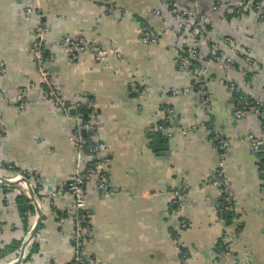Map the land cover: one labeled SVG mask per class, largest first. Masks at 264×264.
<instances>
[{
  "label": "crops",
  "instance_id": "1",
  "mask_svg": "<svg viewBox=\"0 0 264 264\" xmlns=\"http://www.w3.org/2000/svg\"><path fill=\"white\" fill-rule=\"evenodd\" d=\"M193 2L210 21L205 39L231 62L221 71L202 49L207 102L197 91L182 94L196 79L178 68L185 39L171 16H154L162 0H0V173L29 174L34 196L43 200L36 250L19 264L70 263L72 197L65 194L52 207L47 200L94 160L103 162L108 193L85 186L84 252L93 264H264V194L251 150V138L263 135L264 116L235 118L229 87L264 102V26L252 13H237L233 0L214 12L212 0ZM41 22L49 30L45 58L58 96L71 106L93 103L95 136L105 150L86 156L84 165L70 141L76 114L46 100L30 52ZM144 32L152 42L141 41ZM64 37L112 52L104 63L90 53L73 62L61 48ZM20 89L28 90L23 112L15 100ZM209 130L229 142L224 172L235 215L229 226L218 213L221 194L209 184L219 157ZM174 191H181L178 205ZM20 192L21 185H0V264L19 257L37 219L36 211L34 217L20 212Z\"/></svg>",
  "mask_w": 264,
  "mask_h": 264
},
{
  "label": "built area",
  "instance_id": "2",
  "mask_svg": "<svg viewBox=\"0 0 264 264\" xmlns=\"http://www.w3.org/2000/svg\"><path fill=\"white\" fill-rule=\"evenodd\" d=\"M223 1L225 0H212L211 10L213 12L218 10ZM191 2H188L190 6L186 5L185 7H182L179 4L178 0H162L161 7L154 13V16L159 20L164 18L167 14L170 15L175 26L174 32L178 37L185 39V48L183 49L184 56L179 60L178 68L182 72H189L192 77L196 79V81L190 87L184 89L182 94L186 96L193 91H197L201 94L203 101L207 102L208 97L206 93L205 83L201 80L205 73V70L202 68L200 58L202 49L207 50L208 62L213 63L221 71L227 70L230 67L231 62L229 58L221 54L219 44L210 43L205 39V30L210 25V21L207 16L201 14L197 10L193 0H191ZM236 12L243 14L252 13L255 15L256 20L264 26V0H237ZM27 13H30V9L27 10ZM48 33V27L43 22H41L34 31L30 52L33 61L40 70L42 78V89L46 100L53 104L55 107L61 109L63 112H66L69 108L76 110V116L74 117L75 127L71 133L70 141L75 147L79 164H83L85 163L86 156L94 158L97 153L103 152L105 150V146L99 143L95 136L93 103L91 101H79L73 106L68 105L62 101V99L58 96L56 90L54 89L51 79L49 78L50 73L47 69V62L45 58V42ZM143 34L144 35L141 40L142 42H152V39L147 32H144ZM224 44L230 45L231 43L229 41H224ZM61 48L63 51H66L70 55L73 62L77 61L78 57H80L81 55L90 53L98 62L104 63L112 52L95 45H90L86 43L83 38L71 37H64L62 39ZM229 87L231 90V98L233 99L235 105V118H243L250 114H253L260 118L264 116L263 101H257L248 98L247 96L243 95L235 85H229ZM27 95V89H20L16 94L15 100L18 104V109L21 112L26 109ZM80 109H84L86 111L84 115L86 119L84 121L82 120L80 114L77 112ZM166 115L169 126H172L174 116L173 111L171 109H167ZM181 134L185 135L187 133L185 131H182ZM208 134L209 140L216 147L219 156L217 168L213 174V177L209 181V184L218 189L221 194V199L218 202V213L220 216H222V214H224L225 212L231 211L232 208V194L230 191L229 182L225 178L224 172L225 160L227 158L229 149V142L215 130H209ZM260 146H263L262 150L259 149ZM251 150L252 153L258 158L259 175L261 177L262 192L264 194V132L262 137L259 139L251 138ZM102 167V161H92L87 166L79 169L67 184L52 192L47 200L49 205L52 207L54 201L58 198H61L65 194H68L72 197V210L66 214L67 219H69L73 223V234L71 236L72 260L69 264H93V261L91 259H88L84 252L85 242L90 230L86 212L85 186L88 183H94L98 190L103 193H108V187L105 183V175L102 172ZM11 169L12 168L9 167L8 170L11 171ZM22 179H25L27 181L28 186L26 183L19 184L26 192V197L32 202L28 193V189L30 188L33 191V194L34 189L32 187V179L29 174L23 176L17 173L9 179L4 180L18 184L16 182L21 181ZM0 185L6 186V184L2 183L1 180ZM180 194L181 191H174L172 193V196L174 197L173 204L178 205L177 200ZM35 201L37 203V206L40 208L41 202L43 200H37L35 197ZM31 204L33 205V202ZM181 228L185 229L186 225L182 224ZM31 230L25 237L22 245L26 242ZM33 239L28 241L25 245L23 255L19 263H21L23 260L28 259L32 254L31 249L34 242ZM179 248L181 250V259L183 261H186L187 254L184 251L183 245L179 246ZM225 250L226 249H224V251ZM18 259L19 257L10 264L18 263Z\"/></svg>",
  "mask_w": 264,
  "mask_h": 264
},
{
  "label": "trees",
  "instance_id": "3",
  "mask_svg": "<svg viewBox=\"0 0 264 264\" xmlns=\"http://www.w3.org/2000/svg\"><path fill=\"white\" fill-rule=\"evenodd\" d=\"M191 1V0H190ZM230 1V0H229ZM234 2H236L237 3V0L235 1V0H233ZM79 114H80V116H81V118H82V120L84 121L86 118H85V113H86V111L84 110V109H80V110H78L77 111ZM11 171L13 172H17V171H15L13 168L11 169ZM17 173H19V174H21V175H23V176H26V174L25 173H23V172H17ZM17 173H15V174H17ZM260 176V175H259ZM260 180H261V177H260ZM2 186V188H4V187H7V186H5V185H1ZM34 192L36 193V191H35V189H34ZM24 193V192H23ZM23 193H21V195L19 196V197H17L16 198V203L19 205V206H21L20 208V212L22 213V212H26V213H31L32 215L35 213L34 212V207H33V205L31 204V201L26 197V195H24ZM225 221H226V223L228 224V226L229 225H231V224H233V220H234V218H235V215H234V212H232V211H229V212H225L224 214H222V216H221ZM17 248H19V246H16ZM14 247H10V250H12ZM36 250V243L35 242H33V244H32V249H31V253L32 252H34ZM28 258V257H27Z\"/></svg>",
  "mask_w": 264,
  "mask_h": 264
},
{
  "label": "water",
  "instance_id": "4",
  "mask_svg": "<svg viewBox=\"0 0 264 264\" xmlns=\"http://www.w3.org/2000/svg\"><path fill=\"white\" fill-rule=\"evenodd\" d=\"M70 114H72V115L76 114V110L75 109H70ZM162 134H163V136H166V132L165 131ZM158 136L160 138L161 135L159 134ZM259 149L262 150L263 146H260ZM0 180L2 181V183L6 184V185H14L15 184V183L6 181V180L1 179V178H0ZM16 183H26L27 186H28V183H27V181L25 179H22L21 181H18ZM28 193H29V196H30V198H31V200L33 202L34 207H35L37 219H36V222L33 225V228L31 230L26 242L23 243V245H22V247L20 249L18 263L21 261V257L23 255V250H24L25 245L27 244L28 241H30V240H32L34 238V236H35V234L37 232L39 223H40V219H41V211H40L39 207L37 206V203L35 201V196L33 194V191L30 188L28 189ZM18 263H15V264H18Z\"/></svg>",
  "mask_w": 264,
  "mask_h": 264
},
{
  "label": "rangeland",
  "instance_id": "5",
  "mask_svg": "<svg viewBox=\"0 0 264 264\" xmlns=\"http://www.w3.org/2000/svg\"><path fill=\"white\" fill-rule=\"evenodd\" d=\"M12 176H13V174H11V173L10 174L9 173H0V177L3 178V179H9ZM14 186L17 187L18 189H20V184L7 185V188H9V187L13 188ZM23 192H24L23 194L25 195L26 192L24 190H23ZM20 193H22V192H20ZM34 212H35V209H34ZM32 216L34 217L35 213Z\"/></svg>",
  "mask_w": 264,
  "mask_h": 264
}]
</instances>
